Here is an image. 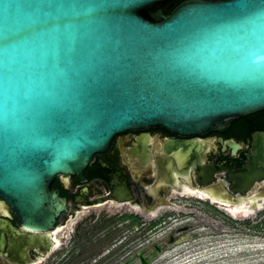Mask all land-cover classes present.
<instances>
[{"label":"water","instance_id":"1","mask_svg":"<svg viewBox=\"0 0 264 264\" xmlns=\"http://www.w3.org/2000/svg\"><path fill=\"white\" fill-rule=\"evenodd\" d=\"M167 1L0 0V199L27 231L43 236L65 209L54 179H82L116 135L202 136L264 110V0H179L165 13ZM228 177L232 194L209 197L264 205V130Z\"/></svg>","mask_w":264,"mask_h":264},{"label":"flooded vegetation","instance_id":"2","mask_svg":"<svg viewBox=\"0 0 264 264\" xmlns=\"http://www.w3.org/2000/svg\"><path fill=\"white\" fill-rule=\"evenodd\" d=\"M244 117L234 119L222 131H209L202 136L180 137L158 126L116 135L107 151L94 156L82 179L74 175L54 179L53 187L65 200V209L43 236L27 231L10 206L0 199V220L10 224L0 230L3 235L0 264H49L58 249L75 237L74 225L79 216L107 204L125 206L120 217H128L132 223L175 209V199L182 196L221 201L198 194H232L228 175L243 167L250 152L252 133L264 130ZM175 140H195L196 147H188L181 154L177 151L180 149L173 150L167 145ZM114 194H122L124 199L118 200ZM27 236L32 240L27 241ZM163 241L172 242L173 236L169 234L146 243L117 264L141 249L147 253L155 244L162 248Z\"/></svg>","mask_w":264,"mask_h":264},{"label":"rangeland","instance_id":"3","mask_svg":"<svg viewBox=\"0 0 264 264\" xmlns=\"http://www.w3.org/2000/svg\"><path fill=\"white\" fill-rule=\"evenodd\" d=\"M175 200V209L132 223L120 217L125 206L107 204L85 212L74 225L75 237L49 264H117L169 234L173 241H163L162 252L149 264H264V206L248 212L247 202L226 206L190 196Z\"/></svg>","mask_w":264,"mask_h":264},{"label":"trees","instance_id":"4","mask_svg":"<svg viewBox=\"0 0 264 264\" xmlns=\"http://www.w3.org/2000/svg\"><path fill=\"white\" fill-rule=\"evenodd\" d=\"M179 0H169L167 1L164 5H163V12H168V10L175 4L177 3ZM243 119H245V121H250V122H254L256 124H258V128L260 129H264V110L263 111H259L250 115L245 116Z\"/></svg>","mask_w":264,"mask_h":264},{"label":"bare ground","instance_id":"5","mask_svg":"<svg viewBox=\"0 0 264 264\" xmlns=\"http://www.w3.org/2000/svg\"><path fill=\"white\" fill-rule=\"evenodd\" d=\"M199 196H201L202 198H206L207 196H209V195H206V194H201V192L198 194ZM210 197H212V198H214V199H216L214 196H210ZM216 200H221V201H223V203H221V204H226V206H227V202H226V200H222V199H216ZM243 202H247L248 203V212L250 211V209H255V208H252L253 207V205L252 204H255V205H257V207H259V206H264V205H262V203H260L259 201L257 202V203H252V200L251 201H241V202H239V203H243ZM229 203V202H228ZM234 203V202H233ZM239 203H236V204H239ZM230 206V205H229ZM232 207L230 208L233 212H235V211H237L238 210V207L237 206H235V205H231ZM229 208V207H228ZM246 212V211H245Z\"/></svg>","mask_w":264,"mask_h":264}]
</instances>
